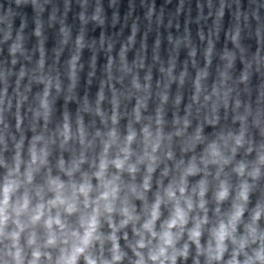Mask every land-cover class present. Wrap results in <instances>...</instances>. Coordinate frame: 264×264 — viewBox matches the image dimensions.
Listing matches in <instances>:
<instances>
[{
	"label": "clouds",
	"instance_id": "1",
	"mask_svg": "<svg viewBox=\"0 0 264 264\" xmlns=\"http://www.w3.org/2000/svg\"><path fill=\"white\" fill-rule=\"evenodd\" d=\"M72 2L0 9V264H264L258 10L246 33L239 5L225 29L229 0H207V16L198 3L194 40L187 21L164 37L148 4L138 42L136 19L126 37L108 34L103 0H76L74 33ZM119 23L114 10L111 27Z\"/></svg>",
	"mask_w": 264,
	"mask_h": 264
}]
</instances>
